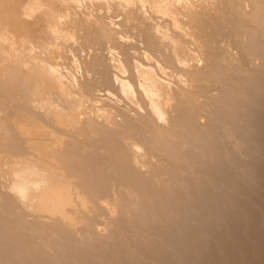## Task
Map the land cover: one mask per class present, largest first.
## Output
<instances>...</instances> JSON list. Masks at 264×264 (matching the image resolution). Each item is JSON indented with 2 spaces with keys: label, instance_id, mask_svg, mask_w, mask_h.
Here are the masks:
<instances>
[{
  "label": "bare ground",
  "instance_id": "bare-ground-1",
  "mask_svg": "<svg viewBox=\"0 0 264 264\" xmlns=\"http://www.w3.org/2000/svg\"><path fill=\"white\" fill-rule=\"evenodd\" d=\"M0 264H264V0H0Z\"/></svg>",
  "mask_w": 264,
  "mask_h": 264
}]
</instances>
